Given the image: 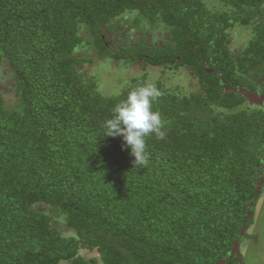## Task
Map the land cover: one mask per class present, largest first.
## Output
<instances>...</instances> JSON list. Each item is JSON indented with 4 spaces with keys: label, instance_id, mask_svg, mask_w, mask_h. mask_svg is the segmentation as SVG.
Segmentation results:
<instances>
[{
    "label": "trees",
    "instance_id": "16d2710c",
    "mask_svg": "<svg viewBox=\"0 0 264 264\" xmlns=\"http://www.w3.org/2000/svg\"><path fill=\"white\" fill-rule=\"evenodd\" d=\"M129 15L168 41L108 45L103 28ZM235 27L249 36L232 48ZM93 58L196 80L151 82L165 136L146 137V166L104 121L147 75L107 93L80 70ZM243 90L264 97V0H0V264H241L264 184V109Z\"/></svg>",
    "mask_w": 264,
    "mask_h": 264
},
{
    "label": "rangeland",
    "instance_id": "374dc122",
    "mask_svg": "<svg viewBox=\"0 0 264 264\" xmlns=\"http://www.w3.org/2000/svg\"><path fill=\"white\" fill-rule=\"evenodd\" d=\"M103 30L105 42L115 48L120 46L135 47L142 37H145L147 44L153 46H163L169 39V34L163 27L153 28L148 23L139 26L133 25L132 15L120 17L110 29L104 27ZM230 32L229 37L232 48L242 47L249 36V30L243 27H235ZM87 56L95 57V53L89 52ZM142 64V62H135L129 66H124L122 61L116 62L110 59L100 60L93 58V61L82 65L80 70L83 72L85 78L95 79L99 89L107 93H117L118 89L116 87L118 85L123 86L129 82L130 78L143 74L147 75V82L160 80L164 83V87L169 88L172 92L180 90L183 93H187L194 90L193 84H195L196 80L185 67L174 71L172 69L162 70L160 67L151 66L143 68ZM119 79H122L121 83L120 81L118 82ZM11 84V80H6L3 88L5 95L14 99L11 93ZM176 86L178 90H174ZM247 100L250 108L264 109V97L258 93H254V96L247 98ZM44 211L52 216L51 226L54 229L60 231L65 236L72 234V230L66 226L63 216H60L55 211L50 212L47 205L44 206ZM244 233L246 237L243 238L236 248L239 253V262L241 264H264V184L259 188L253 223L247 229V232ZM79 253L85 259H90L91 257L98 258L96 252L81 249Z\"/></svg>",
    "mask_w": 264,
    "mask_h": 264
},
{
    "label": "clouds",
    "instance_id": "9594fccd",
    "mask_svg": "<svg viewBox=\"0 0 264 264\" xmlns=\"http://www.w3.org/2000/svg\"><path fill=\"white\" fill-rule=\"evenodd\" d=\"M160 96V90L151 82L131 88L126 97L115 105L112 117L104 121L105 135L122 137L123 146L134 158V166L143 167L149 162L146 137L155 134L163 139L165 136L161 114L153 109Z\"/></svg>",
    "mask_w": 264,
    "mask_h": 264
},
{
    "label": "water",
    "instance_id": "95a60500",
    "mask_svg": "<svg viewBox=\"0 0 264 264\" xmlns=\"http://www.w3.org/2000/svg\"><path fill=\"white\" fill-rule=\"evenodd\" d=\"M243 92L247 95L248 98L254 96V93H252V92L250 93V92H248V91H246V90H243ZM245 228H246V223L243 225V228H242V230H241L240 235H242V234L244 233ZM237 243H238V239H237L236 242L234 243V246H233L232 252H231V254H230V257H231L234 253L237 252V250H236V248H237Z\"/></svg>",
    "mask_w": 264,
    "mask_h": 264
}]
</instances>
